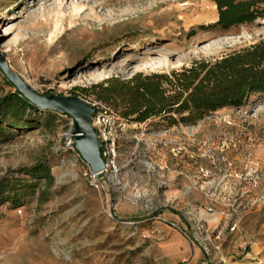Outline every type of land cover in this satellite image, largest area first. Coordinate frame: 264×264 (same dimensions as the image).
<instances>
[{"label":"rangeland","instance_id":"obj_1","mask_svg":"<svg viewBox=\"0 0 264 264\" xmlns=\"http://www.w3.org/2000/svg\"><path fill=\"white\" fill-rule=\"evenodd\" d=\"M216 20L212 0H0V54L35 92L70 97L74 88L167 73L264 40V18L228 34L199 29ZM4 78L0 70V98L17 91ZM71 120L56 113L51 126L11 129L0 144V178L31 183L18 171L42 162L55 179L41 183L43 199L38 189L18 208L0 207V264L264 256V97L195 126L157 132L130 123L104 191L82 177V159L65 145ZM154 140L161 143L149 146Z\"/></svg>","mask_w":264,"mask_h":264},{"label":"trees","instance_id":"obj_2","mask_svg":"<svg viewBox=\"0 0 264 264\" xmlns=\"http://www.w3.org/2000/svg\"><path fill=\"white\" fill-rule=\"evenodd\" d=\"M212 1L217 20L209 26H200L205 32L228 34L264 18V0ZM71 94L92 98L127 123H146L157 132L176 126H195L220 110L239 109L251 98L264 97V40L231 50L218 59L196 60L188 67L167 73L137 74L128 80L112 77L90 88H74ZM38 113L44 117L29 119ZM55 115L32 106L17 91L5 95L0 98V144L12 139L11 129L27 128L37 121L49 127ZM18 173L33 182L0 178V207L7 203L18 208L26 196H32L38 189L43 199L46 192L41 183L52 186L55 181L50 167L42 162Z\"/></svg>","mask_w":264,"mask_h":264},{"label":"water","instance_id":"obj_3","mask_svg":"<svg viewBox=\"0 0 264 264\" xmlns=\"http://www.w3.org/2000/svg\"><path fill=\"white\" fill-rule=\"evenodd\" d=\"M0 70L17 90V93L32 106L41 111L69 116L73 120L70 130L73 148L83 162L90 167L93 174L101 173L104 170L105 164L100 154V142L96 130L92 127L94 108L90 103L77 96H46L35 92L9 68L2 54H0ZM98 177L102 178V174H99Z\"/></svg>","mask_w":264,"mask_h":264},{"label":"built area","instance_id":"obj_4","mask_svg":"<svg viewBox=\"0 0 264 264\" xmlns=\"http://www.w3.org/2000/svg\"><path fill=\"white\" fill-rule=\"evenodd\" d=\"M90 103L94 108L92 127L96 130L97 138L100 142V154L104 161L105 168L101 173L93 174L90 167L82 160V177L85 178L94 189L104 191L107 174L116 176L119 172V169L116 166L119 151V139L128 129L129 123L118 117L103 104L94 101ZM142 125L144 124H139V127ZM72 126L73 121L71 120V125L65 136V145L70 150L75 151L73 148V142L70 138V130ZM134 139L137 143L140 142V139L137 136H134ZM160 143L159 140H154L149 146L156 147ZM170 151L175 156L180 152V149L174 146ZM99 174H102V178L98 177ZM204 175H208V173L204 172Z\"/></svg>","mask_w":264,"mask_h":264},{"label":"crops","instance_id":"obj_5","mask_svg":"<svg viewBox=\"0 0 264 264\" xmlns=\"http://www.w3.org/2000/svg\"><path fill=\"white\" fill-rule=\"evenodd\" d=\"M257 255V253H254L251 256L248 255L251 260H247L248 257L246 256L243 259L244 261H240V263L235 264H264V256H260L257 258Z\"/></svg>","mask_w":264,"mask_h":264}]
</instances>
